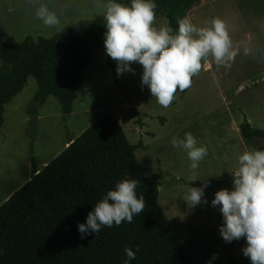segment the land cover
Masks as SVG:
<instances>
[{"label":"rangeland","instance_id":"374dc122","mask_svg":"<svg viewBox=\"0 0 264 264\" xmlns=\"http://www.w3.org/2000/svg\"><path fill=\"white\" fill-rule=\"evenodd\" d=\"M204 1L208 5L199 8L196 15L210 21L221 19L236 55L227 67L218 65L211 54L202 58V67L192 77L190 86L177 91L168 107L157 103L148 87L141 85L143 69L136 62H130L134 73L118 75L123 92L119 90L106 65L104 47L94 51L68 116L62 113L54 96L38 108L37 118L30 116L28 110L37 82L33 77L28 78L23 91L6 105L0 129V206L31 179L32 155L37 169L42 170L66 149L69 139H77L96 121L112 114L133 145L143 141L146 130L150 131L146 132L150 146L137 150L136 159L148 180L158 184L159 204L178 242L188 250L192 264H206L212 254L217 258L211 264H228L231 256L242 255L245 239L226 243L221 238L218 229L222 216L219 206H210V201L216 191L231 190L237 157L244 151L264 147V140L246 142L239 131L246 121L253 128L264 130V0ZM39 3L56 12L59 24L46 27L36 18ZM105 3L103 0H0V41L16 44L29 37L50 39L77 22L104 18ZM152 23L159 28L168 21L161 17ZM206 61L211 64L210 71L203 68ZM2 65L0 60V69ZM134 108L156 112L166 122L162 124L156 117L146 124L141 116L139 125ZM186 132L196 138L198 146L207 148V155L199 161L194 174L186 152L170 143L173 137L183 139ZM205 181L208 186L202 200L209 203L188 206L184 202L186 186L199 187ZM233 242L242 245L231 248Z\"/></svg>","mask_w":264,"mask_h":264},{"label":"trees","instance_id":"16d2710c","mask_svg":"<svg viewBox=\"0 0 264 264\" xmlns=\"http://www.w3.org/2000/svg\"><path fill=\"white\" fill-rule=\"evenodd\" d=\"M201 1L155 0L154 20L165 17L175 31L177 19L187 16ZM116 2L128 4L130 0ZM105 23L103 17H97L77 22L50 39L29 37L16 44L0 41V129L6 105L23 91L29 77L37 82L30 116L37 118L38 108L50 96L58 99L65 116L72 113L92 55L104 47ZM106 65L123 92L116 62L106 55ZM134 112L141 125L142 115L137 108ZM157 118L166 122L164 117ZM239 131L246 142L264 140V130L247 121ZM68 144L42 170L37 169L32 155L31 179L0 206V264H122L125 247L135 252L129 264H192L159 204L158 184L148 180L136 159V151L145 148L142 140L131 144L119 120L108 114ZM124 179L138 181L135 192L144 198L142 212L135 214L131 223L102 226L96 236L81 239L77 225ZM238 245L242 243L233 242L230 247ZM228 264L250 261L242 254L231 256Z\"/></svg>","mask_w":264,"mask_h":264},{"label":"clouds","instance_id":"9594fccd","mask_svg":"<svg viewBox=\"0 0 264 264\" xmlns=\"http://www.w3.org/2000/svg\"><path fill=\"white\" fill-rule=\"evenodd\" d=\"M155 0H130L121 4L106 0L104 6L103 44L105 54L116 62V73H134L130 62L142 66L141 85H146L152 97L163 107L172 103L177 91H184L192 77L201 69L202 58L211 54L218 65L229 66L236 55L225 23L219 18L206 22L209 26L197 28L188 16L177 19V29L170 26H153ZM35 16L46 27L59 24L54 10L39 3ZM171 145L187 154L191 170L207 155L204 145H197L196 138L186 132L183 139L173 137ZM238 167L231 174L232 187L214 193L210 206L217 207L222 216L219 235L226 242L245 239L241 248L250 264H264V150L244 151L237 157ZM201 179H194L197 181ZM138 181L124 179L98 200L88 212L84 223L77 225L80 238L99 233L102 226H119L122 221L131 223L133 216L142 212L144 198L137 197ZM205 181L199 187H188L185 203L195 207L209 203L204 197ZM126 258L122 264L135 259V252L125 247ZM216 254L206 264L215 260Z\"/></svg>","mask_w":264,"mask_h":264},{"label":"crops","instance_id":"0c3cea01","mask_svg":"<svg viewBox=\"0 0 264 264\" xmlns=\"http://www.w3.org/2000/svg\"><path fill=\"white\" fill-rule=\"evenodd\" d=\"M208 5L207 2H205L204 0H202L197 6H195L194 8H192V10H190V12H188L187 16L190 18L191 22L193 25H195L197 28H203V27H206V26H209L208 23L206 22H209L210 19L209 18H200V16H197L196 14H198V9L199 8H203L204 6ZM203 68L204 70H208L210 71L211 70V64L209 61H206L204 64H203ZM127 74H129V72H126ZM132 75V73H131ZM76 97V96H75ZM137 110L139 111L140 109L137 108ZM140 114L142 115V118H143V122H145L147 124L148 120L151 119V118H156V117H159L156 112H148V111H139ZM145 115H148L149 117H146ZM146 132H150L149 130H146L145 131V135L143 134L142 136V139H143V142L145 144V148H147L148 146H150V143H149V140H150V136L146 134ZM69 145V144H68Z\"/></svg>","mask_w":264,"mask_h":264}]
</instances>
